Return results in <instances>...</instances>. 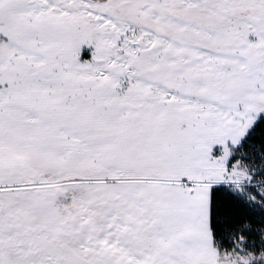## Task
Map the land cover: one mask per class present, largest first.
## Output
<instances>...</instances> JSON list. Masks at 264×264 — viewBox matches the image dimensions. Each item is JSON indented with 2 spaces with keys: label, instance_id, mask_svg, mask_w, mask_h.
<instances>
[{
  "label": "rangeland",
  "instance_id": "374dc122",
  "mask_svg": "<svg viewBox=\"0 0 264 264\" xmlns=\"http://www.w3.org/2000/svg\"><path fill=\"white\" fill-rule=\"evenodd\" d=\"M263 113L264 0H0V264L206 244L212 186L256 185L229 160Z\"/></svg>",
  "mask_w": 264,
  "mask_h": 264
},
{
  "label": "trees",
  "instance_id": "16d2710c",
  "mask_svg": "<svg viewBox=\"0 0 264 264\" xmlns=\"http://www.w3.org/2000/svg\"><path fill=\"white\" fill-rule=\"evenodd\" d=\"M238 166L256 185L243 191L230 185H214L210 191V228L220 255L251 254L264 264V113L259 116L242 142L232 149L229 167Z\"/></svg>",
  "mask_w": 264,
  "mask_h": 264
},
{
  "label": "crops",
  "instance_id": "0c3cea01",
  "mask_svg": "<svg viewBox=\"0 0 264 264\" xmlns=\"http://www.w3.org/2000/svg\"><path fill=\"white\" fill-rule=\"evenodd\" d=\"M162 226V224L160 225ZM196 228L192 222L190 225ZM178 232V231H177ZM171 232L172 236L177 233ZM159 234V230H157ZM181 233V232H180ZM189 234V235H188ZM183 237L179 235L169 238L163 236L160 240L155 241L154 250L147 252L144 256L143 263L146 264H211L212 260H216L215 248H212V232L209 223V235L206 244L200 240V235L195 234V229L186 232ZM213 242V247H214ZM142 263V264H143Z\"/></svg>",
  "mask_w": 264,
  "mask_h": 264
}]
</instances>
